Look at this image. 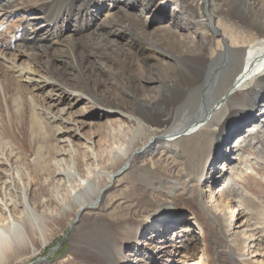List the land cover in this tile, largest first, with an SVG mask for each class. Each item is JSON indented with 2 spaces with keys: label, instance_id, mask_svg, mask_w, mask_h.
<instances>
[{
  "label": "bare ground",
  "instance_id": "bare-ground-1",
  "mask_svg": "<svg viewBox=\"0 0 264 264\" xmlns=\"http://www.w3.org/2000/svg\"><path fill=\"white\" fill-rule=\"evenodd\" d=\"M96 1L100 5H96ZM200 1L167 0V3L173 2L174 10L182 5L190 10L187 14L179 11L178 16L171 17L168 25L163 27L159 34L161 38L150 39L140 31L141 21L137 18L148 13L156 0H146L145 5L141 0H0V19L18 13L14 8L22 7L19 12L28 14L39 11V16L33 18H41L43 23L35 30L29 29L33 25L31 20H27V24L18 23L14 30L5 28V21H0V40L10 35V42L15 43L16 48L11 54L35 59L46 74L8 58L7 45L0 48V62L13 70L19 68L15 71L18 76L24 75L32 93L48 86L51 105L58 106L66 101L59 107V112H43L52 122L67 126L61 131L62 141L71 148V153H59L60 160L68 163L66 168L59 167L56 171L61 187L59 192L65 191L57 203L60 208L57 212L53 211L55 207H51L46 196L31 200L29 185L20 184L21 172L19 174L13 167V156H7L4 161L6 158L0 155L3 165L0 167V264H23L27 254L36 255L53 242L65 219L72 225L70 248L55 264H128L130 254L142 255L140 259L144 262H153L151 253L141 247L148 224L159 221L158 233L151 234L157 236L163 230L164 234H170L182 217L179 213L185 211L191 214L182 219L173 236L176 234L180 239L184 251L195 250L198 245L200 261L244 264L242 257L247 256V251L256 249V252L252 251L255 253L252 257L259 255L257 251L264 242V227L254 220L253 211L246 213V224L234 231L243 237V253L235 252L229 239L231 229L225 228L226 222L230 221L232 206L229 203L237 206L234 207L237 213L240 207H249L245 185L232 174L225 175L221 193L214 199L206 196L205 187L223 177V167L214 169L209 177L205 173L214 158L221 156L218 160H225V154L229 156L228 162L233 161L231 172L237 169L239 174L243 171L254 177L259 174L254 169L255 164L264 169V31L258 32L263 24L261 19L250 18L245 25L234 21L233 18L243 20L246 17L238 0H208L211 9L207 14L201 11ZM258 1L253 0L255 4ZM244 2L248 7H255L250 0ZM103 9L105 21L87 30L91 16L102 13ZM216 19L218 25L214 26ZM78 21L82 34L78 28H73L79 26ZM180 24L187 31H180ZM70 25L76 35L69 33L68 40L42 42L48 34L62 36ZM120 29L131 31L126 35L125 45L121 40L111 38ZM197 36L210 45L209 54L205 53L206 48L195 52ZM225 54L226 67L214 80V71H209V67L222 61ZM89 70L93 71L92 75ZM148 71L159 73L152 80L162 85L149 87L143 83L140 93L131 90L140 81L134 80L132 74L144 75ZM95 72L107 73L116 85L115 89L111 82L116 96L130 93L124 97L130 105L116 104L98 93V78L88 77ZM259 79L261 84L256 89L252 83ZM200 80L203 81L200 83ZM214 89L217 92L210 98ZM251 91L255 96L250 99ZM201 94L204 99L200 98ZM83 100L100 112H114L122 118L112 133L116 140L107 150L112 162L119 164L116 170L100 171L96 141L84 136L80 122L71 115L70 110ZM258 109L262 116L259 120L255 119L254 113ZM226 116L238 122L230 131L224 128ZM36 122L41 127L39 132L42 131L45 126L39 120ZM241 126L245 129L235 135L234 146L230 149L227 140L233 134L231 132ZM75 136L84 139L85 153L92 151L89 158H93L94 163H85L86 171L79 169L75 157L80 152L71 138ZM224 145H227L225 151ZM218 149L222 154L217 158ZM158 154L160 157H156ZM138 159L141 161L136 165ZM135 166L140 173L137 176L141 180L140 186L154 197L156 208L135 209L124 202L122 206L119 200L113 207L114 203L106 202V193L114 186L116 176L121 172L135 173ZM175 171L181 172L179 178L175 179ZM260 177L264 179V175ZM242 214L240 210L239 217ZM194 228L200 235L196 237L201 240L196 241L197 244L185 233ZM31 264L52 263L47 258H40Z\"/></svg>",
  "mask_w": 264,
  "mask_h": 264
},
{
  "label": "rangeland",
  "instance_id": "rangeland-1",
  "mask_svg": "<svg viewBox=\"0 0 264 264\" xmlns=\"http://www.w3.org/2000/svg\"><path fill=\"white\" fill-rule=\"evenodd\" d=\"M141 1L143 2L144 5L146 4V0H141ZM166 1L167 0H156V2L150 5V7L148 8V13L145 12L137 18L139 21H141L140 22L141 25L139 26L141 27L140 31L145 33L150 39L161 38L160 35L162 33V29L163 27L165 28V26L168 25L167 23L169 20H171V17L178 16L177 13H179V11L181 10H182L181 12L186 11L184 12V14H187V11L190 10L188 7L183 5L181 7H178L177 10H174L173 2L167 3ZM250 1L253 2V0ZM221 3L223 4L224 2L221 1ZM238 3L239 4L241 3V7L244 9L246 17L243 20H238L237 18L235 19L233 18V20L245 25L246 23L249 22L250 18L261 19L263 26L261 27L260 31L258 30V32L260 33L261 31H264V0H259L257 4L253 2L256 8L248 7L247 4L245 5L244 0H238ZM208 4H209L208 0L200 1V6H202L201 11L206 14L211 9L210 4L209 5ZM96 5H100V2L96 1ZM14 9H16L18 13L14 15H10L9 17L2 16V18L0 19V21L2 20L3 22L5 21L4 22L5 28L9 27L10 30H14L18 27L19 24L21 23L27 24V20L29 21L31 20L34 26L33 25L29 26V29L35 30L38 27V25L43 23L41 18H37V20L33 18L35 15L39 16L37 15L39 13L38 10H34L38 12L37 14H33V12H31L32 14H28L25 12H19L20 10H22V7L14 8ZM225 15L227 16L226 12ZM105 17H106V11L104 9L102 13L100 14L96 13L95 16L92 15L90 19V23L86 29L90 30L95 25L104 22ZM217 21L218 19L215 20V23H217ZM79 22L80 21H78L77 23ZM217 25L218 23L214 26ZM70 27L71 28L65 30L64 33H62V36L61 34L58 37H56L55 35H54L55 37L50 36L49 34L46 35V37L42 42L49 43L50 40L51 41L54 40L61 41L65 39L68 40L67 35L69 36L70 34L73 33L72 30L73 28H78L81 34L83 33L82 30L80 29L81 28L80 23L78 27L72 28L71 25ZM180 27H181L180 31L182 30L187 31L185 27L183 28L182 24H180ZM120 30L121 31H118L116 34H113L111 38L117 40L119 39L122 42H124L122 44L125 45L127 36L131 33V31H127L125 29H120ZM189 30L191 29L189 28ZM73 35L76 34L73 33ZM7 36L1 37L0 48L2 49L4 47L9 46V50H8L9 53L7 52L8 58H10L11 60L14 59L16 63L22 66L24 65L30 66L34 70H41L44 74H46L45 71L42 70L38 66V64H36L35 59H27V57H23V56L19 57V56H14V54H11V52L16 48L15 45L11 44L10 42V35ZM197 38L200 39L199 36H197ZM198 39L196 40L197 41L196 44L198 47L194 49L196 50L195 52L199 53L200 50L206 48L207 52L205 53L209 54L210 45H207L201 39L200 40ZM10 54L12 55V57ZM68 59L69 61H71V58ZM226 62H227V56L225 54L224 59H222V61L219 60L216 61L215 64L210 65L209 71L211 69L214 71V73H212L213 74L212 78H214V80H217V78L221 76L219 71L226 67L224 66ZM1 63L2 62H0V113L2 114V117L0 119V155H2L3 158H6L7 156L10 157L13 156L12 159L13 161H15L13 167L16 171H19V174L21 172L20 184H23V186L29 185L28 193L31 200L36 201L40 198V196H46L49 198V203L51 207H55V209L53 208V211L57 212V210L60 209L58 208L57 203L60 202L59 200L61 199V197L64 196L65 191L60 190L59 192V188L61 189V187L59 186V176L56 175V171L59 169V167L66 168L68 163L67 160H62V161L60 160L59 153L60 152L71 153L70 150L71 148L70 146H67L65 142L62 141L63 137L61 131L66 129L67 126H63L59 124V122H52V119L47 118L46 114L43 111L51 110V112L52 111H54L55 113L59 112L60 109L59 107H63L66 101H63L62 104L60 105L58 104V106L51 105L52 101H50L48 86L47 87L44 86L45 87L44 89L43 87L35 89L34 93H32V90H28L27 88L28 81H26L23 78L24 75L18 76L19 73L15 71L17 69L19 70V68L13 70L8 65H4V63L2 65ZM7 63L8 61L5 64ZM68 67L72 68L71 65H68ZM73 72H75V69L73 70ZM88 73L89 75H92L93 71L89 70ZM132 75L135 78L134 80L137 79L140 80L138 84L135 85V87L131 88V90L135 89L136 92L138 93L142 91L143 83L150 85L149 87L152 86L159 87V85H162L159 84V82L157 81L154 82L152 80L153 77H157L159 75V73L157 74V72L148 71L144 75H140L134 72V74ZM88 77L91 79L98 78V81L100 82V88L97 90H99L98 93H100L102 96L104 97L106 96V98L112 100L113 102L119 105L129 104V102L124 97L130 96V93L123 92L121 93L122 95L116 96V92H114L111 87L112 79L108 77L106 72H102V73L95 72L93 76H88ZM202 81L203 80H200V83ZM260 82L261 79L252 83V86H254L257 89L261 84ZM93 83L94 81H92L91 85ZM152 83L155 84L152 85ZM112 85H114V88L116 89V85L114 83ZM29 86L32 87L31 84ZM216 89L211 91V94L209 96L210 98L216 94L217 92ZM248 95L251 99L255 96V93H252L251 91L250 94ZM202 96L203 94H201L200 98H202ZM31 98L33 100H31ZM70 111L72 114L69 113L68 115L71 114L76 120L80 122V126H82L83 128L82 133L84 134V136L86 138L92 137L93 140L96 141L95 143L96 144L95 147H97L96 152H99L100 154L97 160V164L99 166L100 171H102V169L105 171L116 170L119 167L118 166L119 164L112 162V157L109 155L107 150L111 148L112 143L116 140L113 138L112 133H114L113 131H115V129L118 127V125L122 120L119 114H115L114 112L113 113L103 112V111L100 112L97 107H95L93 104L88 103L85 100L76 104L74 109ZM254 113L256 115L255 119L257 120L261 119L262 116L259 109L256 110ZM228 117L229 116H226L223 119V122H224V128H228V131H230L232 127L237 125L238 122L236 123L234 122V118L232 117L228 118ZM38 120L42 122V126H45V128L40 132L39 130H41L40 129L41 127L38 125V122H36ZM244 129L245 127L241 126L231 132L233 134L227 140L230 149H232L233 148L232 146H234L235 135ZM71 138L73 139L74 146L80 150L78 155L75 156L76 159H78L79 161L78 162L80 167L79 169L81 171H86V169L84 170L85 163L87 162H90L92 164L94 163V161L92 160L93 158L92 159L89 158L92 154V151H87L86 153L85 151H83V147H82V143L84 142L83 138L79 139L77 136ZM226 148L227 145H224L222 149L225 151ZM102 151H104V154L102 153ZM219 152L220 150L218 149V151H216L215 153V157L218 158L217 155L222 154ZM234 155L235 153H232V156ZM158 156L160 157V154H158L156 157ZM223 156L224 159L226 158L225 159L226 161L218 160L221 157L220 156L218 159L214 158V160H212L207 165L206 173H205L206 177L212 175L214 169L216 168L218 169L219 166L223 167V171H222L223 177L216 182L212 181L210 187L207 188L205 187V194L206 196L213 197L214 199L219 197L221 193L220 188H222L223 178L225 177V175L228 176L229 174H232L234 177H236L237 181L240 184L245 185L244 187H246L245 189H247L246 194H247V201L249 202V207H247L246 209H242L240 207L239 211L242 210L243 214L241 215V217H239L238 215L239 211L237 213L236 210L234 209V207L237 206L236 205L233 206L234 204L231 205V203H229L230 206H232V208L230 209V221H228V223L226 222L225 225V228L231 229L230 230L231 233H229V239L232 242V245L234 246L235 252L243 253L244 252L243 237L239 235L240 234L239 232L237 234H234V231L236 230L238 231L241 225L246 224V220H248L246 213H249L250 211L254 212L253 214L255 216L254 220H256L261 226L264 227V179L263 178L261 179L260 177L261 175H264V169L262 168L261 165L255 164L254 169L259 174H254V177L249 173H244L243 171H241V173L239 174V170L237 172V169L234 170V172H231L230 167L232 166L233 161L228 162L227 160H230L229 156H227L226 154ZM3 160L5 161L7 160V158ZM140 161L141 159H138L137 160L138 163H136V165L140 164ZM222 162L224 164H222ZM5 163H7V161ZM7 164H5V166ZM2 166L3 165L0 164V167ZM133 170L135 171V173L133 174H128L127 172H121L116 176L114 186H112L109 189V191L106 193L105 196L106 202L112 204L114 203L113 207H115L116 205L115 201L119 200L121 204L122 202H124L123 204L127 206L133 205L135 209L149 210L151 208H156V206L154 205L155 202L153 201L154 197H151L149 193L145 192L144 187L140 186L141 180L137 178V176H140V173L136 169V166L133 168ZM243 170H245L244 167ZM175 172H176L175 179L179 178L181 172L179 171H175ZM104 182H106L105 178H104ZM251 207L252 210L250 209ZM179 214H181L182 217L178 219L177 225L174 227V229H172V233L170 234H168L167 232L164 234L165 230H163L161 234H158L157 236L156 234H151V233H158L156 228L159 226L158 223L159 221L153 220L150 221V223L148 224V229L144 234V238L141 240L142 241L141 247L144 251L146 248L148 253H151L150 258L154 259L153 262L150 261L144 262L143 260L140 259L143 257L142 255L130 254L129 256L130 260L127 259L128 260L127 263L155 264V261L157 260L159 261V263L157 264H211L210 260L202 261L201 259L200 261V257H199L200 252L198 250V245L195 248V250H192L190 252L184 251V247L183 244L180 242V239L177 238L176 234H174L175 236H173V233L176 232L174 230L179 229L178 226L181 224L182 219L190 216L191 212L185 211ZM195 229L196 228L189 229L185 233L188 234V238L190 241H192V243H196V241L199 243L201 242V240H199V238L197 237H200V235L195 232ZM71 235H72V225H70L69 221L65 219L64 222L59 225L53 242L44 249L39 250L36 255L27 254L26 256L27 258H25L27 260L24 259L23 264L34 263L36 260L40 258L42 259L47 258L48 260L51 261L52 264H55L57 260L65 257V255L68 253L70 248ZM145 243H150V244H145ZM254 250L256 252V249H252L250 250L251 252L250 251L246 252L248 253L247 256L242 257L243 259L242 262L244 264H264L263 261L264 242H261L259 246V250L257 251L259 255L252 257V254H255L254 252H252Z\"/></svg>",
  "mask_w": 264,
  "mask_h": 264
}]
</instances>
